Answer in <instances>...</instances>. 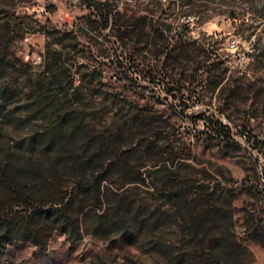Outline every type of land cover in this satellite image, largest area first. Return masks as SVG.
Instances as JSON below:
<instances>
[{
    "label": "rangeland",
    "instance_id": "rangeland-1",
    "mask_svg": "<svg viewBox=\"0 0 264 264\" xmlns=\"http://www.w3.org/2000/svg\"><path fill=\"white\" fill-rule=\"evenodd\" d=\"M109 1L105 24L96 0H0V264H264V0H198L187 27ZM126 8L175 38L115 37Z\"/></svg>",
    "mask_w": 264,
    "mask_h": 264
},
{
    "label": "trees",
    "instance_id": "trees-1",
    "mask_svg": "<svg viewBox=\"0 0 264 264\" xmlns=\"http://www.w3.org/2000/svg\"><path fill=\"white\" fill-rule=\"evenodd\" d=\"M99 5V12H97V16L100 17L105 21V24L109 21V15L112 14V4L109 0L99 1L96 0ZM196 1L198 0H165L167 3L166 9L173 13L175 9H179L180 13H182L185 17L184 25L189 26L192 23H197L200 20V14L201 11H198V5L196 4ZM162 2H157V7H160L162 10ZM126 11L130 12V15H127V13L124 14H115L114 15V26H116V30L114 31V36L117 38L123 37L124 34L128 33L131 34L135 32L137 28L140 33L143 34L145 38H148L151 34L152 37L155 39H158L161 42V45L165 46V43H168L169 41L173 40L176 36L177 32L172 33L173 30H175L171 24L165 23L164 19L165 16H163L162 11L160 12L159 16H156L153 10L143 9L145 12V15L136 18V12L132 8H126ZM157 18L154 21V18ZM195 17L198 18V20L195 21ZM117 19V20H116ZM142 20V25L137 23V20ZM115 20L118 22H115ZM148 28V31L146 29ZM177 41H180L183 43L181 46L185 47L186 45L190 44L189 37L186 39H183L182 35H177ZM173 59L178 60L177 57L174 56H168L166 59ZM154 60V67H151L149 70L146 71H140L142 78L146 80L147 82H158L161 83L164 86V89L168 93H172L174 90L178 88V83L181 81V79L177 78L178 75H180L179 72L173 71L167 68L164 65V62H161L160 64H157L156 58ZM180 62V61H179ZM79 188L82 190L85 189V185H79ZM71 207V203L68 207L59 209L56 206L51 207H41L37 209V214L39 218L43 220H54L58 223L63 221V218L60 216L61 212H67ZM84 210L83 208L79 211V213H82ZM60 214V215H59ZM85 213H83L84 215ZM8 225L13 226L14 222L9 219L0 218V226ZM64 231L66 229V226L61 227ZM10 236L6 234V237L4 238L2 245L4 246L5 243L10 240Z\"/></svg>",
    "mask_w": 264,
    "mask_h": 264
},
{
    "label": "built area",
    "instance_id": "built-area-1",
    "mask_svg": "<svg viewBox=\"0 0 264 264\" xmlns=\"http://www.w3.org/2000/svg\"><path fill=\"white\" fill-rule=\"evenodd\" d=\"M99 1H104V0H99Z\"/></svg>",
    "mask_w": 264,
    "mask_h": 264
}]
</instances>
